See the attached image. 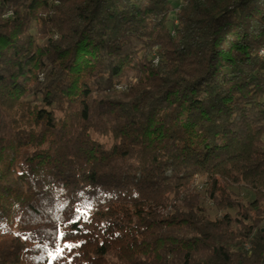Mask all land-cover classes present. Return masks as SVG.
<instances>
[{"label": "trees", "instance_id": "obj_1", "mask_svg": "<svg viewBox=\"0 0 264 264\" xmlns=\"http://www.w3.org/2000/svg\"><path fill=\"white\" fill-rule=\"evenodd\" d=\"M263 49L264 0H0V264H264Z\"/></svg>", "mask_w": 264, "mask_h": 264}, {"label": "rangeland", "instance_id": "obj_2", "mask_svg": "<svg viewBox=\"0 0 264 264\" xmlns=\"http://www.w3.org/2000/svg\"><path fill=\"white\" fill-rule=\"evenodd\" d=\"M9 15H11V13L9 14ZM8 15V16H9ZM260 54H261V56H263L264 57V49L260 52ZM156 63H158V60H156ZM118 90H125V87H122L121 86V88H119ZM198 191H200V188H198L197 189ZM237 193L244 199V201H251V200H253V194L252 193H250L248 190H246V189H241V190H237ZM207 202L205 201L204 202V206H206L207 207V209H212L213 208V205H209V204H206ZM212 213H213V215H214V211H212Z\"/></svg>", "mask_w": 264, "mask_h": 264}, {"label": "built area", "instance_id": "obj_3", "mask_svg": "<svg viewBox=\"0 0 264 264\" xmlns=\"http://www.w3.org/2000/svg\"><path fill=\"white\" fill-rule=\"evenodd\" d=\"M121 88V87H120ZM201 188V187H200ZM247 249H249V246H246Z\"/></svg>", "mask_w": 264, "mask_h": 264}, {"label": "snow or ice", "instance_id": "obj_4", "mask_svg": "<svg viewBox=\"0 0 264 264\" xmlns=\"http://www.w3.org/2000/svg\"><path fill=\"white\" fill-rule=\"evenodd\" d=\"M59 251H62V249H58Z\"/></svg>", "mask_w": 264, "mask_h": 264}]
</instances>
